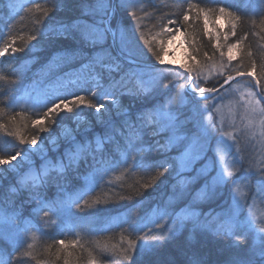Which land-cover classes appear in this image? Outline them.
Segmentation results:
<instances>
[{
  "label": "snow or ice",
  "instance_id": "obj_1",
  "mask_svg": "<svg viewBox=\"0 0 264 264\" xmlns=\"http://www.w3.org/2000/svg\"><path fill=\"white\" fill-rule=\"evenodd\" d=\"M133 3L134 0H55L51 9L54 25L49 29L47 42L55 54L54 60L62 62L65 68H70L78 75L74 79H60L51 98L33 102V111L39 114L40 109L46 110L42 112L41 119L33 120L32 124L39 132H50L49 125L44 123L45 119L55 123L54 117L60 111L73 113L74 109L83 111L85 106L94 110V118L81 119L74 128L65 126L58 136H53L50 140L51 156L39 146L43 140L37 134L27 141L20 137L22 143L31 145L28 152L0 155V166H10L0 172V204L9 206L7 211L12 213L5 216L4 220L14 222L18 218L17 203L21 207L25 203L34 204L32 214L42 213L44 219L59 218L70 213L73 204L83 211L78 200H73L68 194L69 188L80 179L82 165L96 172L99 171L97 165L107 163L103 151L106 145L113 146L115 151L123 149L137 154L155 151L165 156L162 162L156 164L162 170L157 171L142 187H153L166 173L175 180L171 184V195L165 205L158 209L159 218L165 221L166 226L151 219L130 225L135 238H129L121 244L116 254L129 264H211L205 259L200 247L204 241L211 239L226 244L228 254L222 264H264V225L257 227L251 219L243 216L238 199L233 198L232 204L213 216L212 220H201V213L197 211L202 202L212 204L219 201L223 187L235 184L238 179L254 180L257 191L264 194V169L255 174L249 169L246 175L234 177L233 173L225 174L216 166L208 155V129L198 118L195 95L188 104L176 107L172 106L170 100L161 103L152 99L160 88L166 89L168 84H158L155 79L143 78L135 38L130 34L129 25L120 17L121 11H126L129 4ZM190 12L191 8L183 15L184 22L190 20ZM131 15L135 16V13ZM228 15L226 8H220L216 18H227ZM178 23L169 20L171 27L162 29L169 35L166 40H159L160 53L154 54L161 65L169 54L167 45L173 43L176 33L184 30L182 26H177ZM204 24L206 34L212 37L213 34L208 31L207 13H204ZM36 39L35 35L29 36V40ZM216 40L219 47L218 35ZM185 43L192 48L187 36ZM14 44L13 38L11 43L0 47V58L23 50L14 47ZM144 45L152 51V45L147 40H144ZM237 48L238 44L228 48L229 61L235 58L233 50ZM194 52L195 49L186 52L188 63L181 65L189 73L192 71L191 65L197 63ZM223 54L221 52V56ZM255 71L256 64L253 63L247 73L237 71L235 76L229 74L220 88L235 77L248 75L255 80L257 88L264 92V85L256 77ZM70 86L80 89V92L71 94V99L64 94ZM191 92L206 99L212 93L218 94L219 89L194 84ZM126 98L127 104L124 103ZM133 103L139 106L135 110ZM249 103L255 112L261 101L253 98ZM260 111L264 114V109ZM4 128L5 125L0 124V129ZM145 134L154 138L152 143L144 139ZM7 135L14 134L9 131ZM15 135L19 136V133ZM218 143L225 145L227 141L222 138ZM33 156L40 157L39 166L33 162ZM152 166L143 157L134 165L143 172H148ZM189 170L195 172L191 180L184 177V173ZM192 182H197L194 196L189 187ZM53 190L57 193L55 197L49 195ZM96 203L100 204L101 201L97 199ZM177 207H180L179 212L176 211ZM185 209L191 211L184 214ZM186 221H191L192 227L189 235L182 238L187 228ZM0 238L8 242L7 236ZM58 243L61 247L66 245L65 240ZM172 244L177 245V253L183 259L163 256V250ZM11 247L15 255L6 252L0 264H14V261L31 255L28 251H19V241H13ZM28 248H31L30 244ZM64 264H68V261L65 260Z\"/></svg>",
  "mask_w": 264,
  "mask_h": 264
},
{
  "label": "trees",
  "instance_id": "obj_2",
  "mask_svg": "<svg viewBox=\"0 0 264 264\" xmlns=\"http://www.w3.org/2000/svg\"><path fill=\"white\" fill-rule=\"evenodd\" d=\"M54 2L55 0H0V47L11 43L14 38L13 46L23 49L0 60V124L5 125L4 129H0V155H11L17 151L24 152L31 145L27 142L22 143L20 137H23L25 141L30 140L34 134L40 138L46 137L50 133H56L61 126H70L71 119L80 115L81 111L75 109L73 113L60 111L54 117L55 123L47 119L44 120L51 131L39 132L33 126L32 121L40 120L42 112L46 109H40L38 114L32 109H23L16 103L21 95V90L39 86L40 91H45L47 85L54 84L58 77H64V73L72 72L70 68H65L62 62L54 60L55 54L47 42L49 29L54 25L51 12ZM190 8V20L184 22L183 15L189 12ZM220 8L228 10V16L233 19L236 26L233 38L240 39L237 41L239 44L238 56L232 63L231 72L234 74L237 71L247 73L255 63V75L261 79V84L264 85V10H254L251 4L245 3L244 0H227L225 3L215 0H142V8L135 13V16L124 11L121 14V19L125 23L137 21V32L140 34L138 39L143 37L141 39L144 46L142 57L145 63L158 62L154 55L160 53L157 43L160 39L167 38L165 37L167 33L162 29L165 26L171 27L168 24L169 20H175L179 22L177 26L183 27L188 40L192 43L191 51L195 49L194 54L199 63L197 64L208 65L211 62H216L221 55L213 43V36L209 37L205 32L202 21L203 14L207 13L213 21L215 19L213 17L219 13ZM31 35H35L37 39L29 40ZM144 40L152 45L151 52L144 45ZM216 84L217 81L208 83L207 86L212 88ZM78 92H80L78 87L70 86L64 94H67L71 99V94ZM162 92L163 88H160L152 99L158 102L165 100ZM47 95L50 94L42 96L45 98ZM124 102L128 103L127 98ZM197 102L209 105L202 99ZM85 109L88 107H83V110ZM13 116L15 119H12ZM9 131L14 135L8 136L7 132ZM16 133H19V136L15 135ZM149 137L145 134L144 139L148 143L153 142V138ZM112 149L111 145L105 146L103 151L107 163L96 167L101 171L105 170L106 166H110V174L118 173L119 180L115 182L112 180L113 184L107 185L110 178L106 177L92 189L86 191L79 190L82 185L81 181H75L69 188L68 194L72 196L73 200H78L83 211H79L73 204L70 213L59 218L52 217L60 224L55 230L43 229L42 213L38 216L29 215L30 220L26 231L29 233L28 237L34 241L30 242L31 248H28L29 244H25L26 242L22 243L19 251H28L31 255L14 261V264H64L65 260L68 261V264H94V260L95 264H129L116 253L121 244L126 243L129 238H135V235L129 224L114 226L109 223V220L126 211L134 210L135 214L150 211L170 194L173 183L166 173L165 177L156 181L153 187L147 189L142 187V184L154 176L157 171L162 170L156 164L165 159L163 154L155 151L137 154L126 152L123 149L121 151ZM109 157L110 160H108ZM120 157L126 159L125 164L123 166L114 165V160L117 161ZM141 157L145 162L153 164L148 172L140 171L134 167ZM4 169L3 166H0V171ZM80 173L87 177L95 172L88 167ZM6 174L8 175V173ZM250 182L252 183V181ZM229 193L227 184L222 189L219 201L212 204L200 203L199 207L205 211L206 208L214 211L228 201ZM49 195L55 197L57 193L53 190ZM97 199L101 201L100 204L96 203ZM6 207V205L0 204V213L9 216L12 213L7 212ZM189 233L187 227L182 238ZM2 236L6 235L0 234V237ZM60 240L66 241L64 247L58 243ZM73 242H75L74 246ZM11 244L9 240L6 243L3 238H0V260L4 259L6 252H13L15 255ZM200 247L205 259L209 260L211 264H222L228 254L224 242L209 239L204 241ZM163 256H177L178 259H183L177 253L176 244L166 247L163 250Z\"/></svg>",
  "mask_w": 264,
  "mask_h": 264
},
{
  "label": "rangeland",
  "instance_id": "obj_3",
  "mask_svg": "<svg viewBox=\"0 0 264 264\" xmlns=\"http://www.w3.org/2000/svg\"><path fill=\"white\" fill-rule=\"evenodd\" d=\"M215 1L225 3L227 0ZM244 1L247 4H251L254 10H264V0ZM141 8L142 0H134V3L129 4L126 11L130 13H136L139 12ZM124 11L125 10H122L121 14L124 13ZM218 15L219 13L215 14L213 17L215 19L213 21H211V18L208 17V31L213 34V43L215 44L220 55L221 52L224 53L223 56H221L216 62H211L208 65H198L199 63L197 62L198 64L195 63L191 65V73L186 71L184 67H181L182 64L188 63L185 58V54L186 52L191 51V48H189L188 44L185 43V36L187 35L183 31L181 33H176V39L173 41V43L167 45L169 54L165 57V63L163 64L165 68L140 67L143 70L142 74L144 79H155L158 84H168L166 89L163 88L162 96L165 100L161 101V103L170 100L173 107L188 104L189 99L194 95L191 92V88L194 84H198L199 86L205 88H211L210 86L208 87L207 84L217 81V84L212 88H218L221 84H223L227 75H235L231 72V68L233 67V61L237 59L238 48L233 50L235 58L232 61L228 60L227 53L228 48L233 44H238L237 41H240V39L233 38V32L236 30L233 19H231L229 16H227V18L217 19L216 17ZM202 21L205 29L204 14ZM127 24L130 28V34L135 38L134 43L137 46L138 62L144 63V59L142 57L144 54V46L141 42V39H138V36L140 37V34L137 32L138 23L134 20L129 21ZM168 35L169 34L167 33L165 37ZM217 35L219 36V47H217ZM157 45L159 46V43H157ZM1 59L2 58H0V60ZM157 63L159 64V62ZM76 75L78 74L72 71L64 77H58L54 84L47 85L48 89L45 88V91H40L39 86H33L30 89H24L23 91L21 90V95L19 96L16 103L23 109H32L31 106L33 102L37 99H43V94H50L45 98H48L49 96L52 97L55 94L60 79H74ZM260 93L262 96H264V92L260 91ZM253 98L258 99L252 82L249 79H241L236 81L220 93L213 96H208L206 99H202L207 101L209 105L198 103L197 101L201 100V98L195 96V107L199 110L198 118L203 121L208 129V155L212 158L216 166L221 171H223L225 174L231 172L233 173L234 177L246 175V170L249 169L253 174L259 172L261 169H264V114H262L260 111V109H264V101H261L257 111L253 112L252 105L249 103V101ZM124 103L127 104L126 102ZM138 107L139 106L134 104L133 110ZM93 111L94 110L91 108L81 111L80 115L71 119V125L67 127L74 128L76 123L81 119L92 120L94 118ZM64 127L65 126H61L56 133H50L46 137L42 138L43 143L39 146L43 147L49 156L53 154L51 152V138L53 136H58ZM222 138L227 141L225 145L218 143V141ZM93 146L95 147V145ZM30 148L31 146H29L24 152H28ZM104 148L105 146L103 149ZM32 160L37 166H39V156H33ZM108 160H110V157ZM125 161L126 159L124 157H120L117 161L114 160V165L123 166ZM3 167L7 168L10 166L3 165ZM81 167L82 169L80 172L85 166L82 165ZM109 167L106 166L105 170L87 175V179L81 175L80 179L77 180L82 182L79 190H90L96 186L99 181L106 177L110 178L107 181V185H112V180H114V182L118 181V173L110 174ZM189 168L191 169V166H189ZM24 171L27 172L28 169L25 168ZM5 175L7 176L6 173ZM194 175L195 172L193 170H189L184 173V177L189 180H191ZM170 179L171 183H175V180L171 176ZM228 185L230 190L228 201L221 204L220 207L214 211L209 208H206L207 210L205 211L198 206L197 211L201 213L200 219L204 220L207 218L208 220H212L213 216L218 213H222L223 210L227 209L230 204H232L233 198H235L241 202L242 207L240 211L243 216L251 219L253 224L257 227L264 225V194H261L257 191L255 187V181L253 180L251 183L248 180L238 179L236 180L235 184L230 183ZM189 187L192 189V195L194 196L197 190V182L190 183ZM170 195L171 192L167 197H164L162 201H160L146 213L135 214L134 210L126 211L111 218L109 223L114 226L124 223L133 225L134 223L139 224L146 219H151L166 226L165 221L160 220L159 218L158 209L165 205ZM34 206V204L25 203L23 207H21L20 204L17 203V209L19 210L18 218L14 222H6L4 220L5 213H0V234L6 235L11 243L13 241H19L20 244L24 242H26L25 244H30L31 241L33 242L34 240L28 237L29 233H27L26 229L28 228L30 220V218L27 216L33 215L31 209ZM8 207L9 206L6 208ZM176 211L179 212L180 207H177ZM189 211L191 210L185 209L184 214ZM43 222L44 230H55L58 226H60V224L57 223V221H55L53 218L44 219ZM170 222L171 221H168V223ZM185 223L188 227V232H190L192 222L186 221Z\"/></svg>",
  "mask_w": 264,
  "mask_h": 264
},
{
  "label": "water",
  "instance_id": "obj_4",
  "mask_svg": "<svg viewBox=\"0 0 264 264\" xmlns=\"http://www.w3.org/2000/svg\"><path fill=\"white\" fill-rule=\"evenodd\" d=\"M139 65L141 67H157V68H165L164 65H161V64H155V63H142V62H139ZM235 76V75H234ZM241 79H249L251 82H252V85H253V88L255 90V93H260V89L257 88L256 84H255V80L251 77V76H248V75H245V76H240V77H235V79H233L232 81H230L228 84H225L223 88H220V86L216 89H219V93L221 91H223L224 89H226L229 85H231L232 83H235L236 81H239ZM217 93H212L208 96H213V95H216ZM195 96H198L196 94H194ZM199 97V96H198ZM258 99L260 101H264V96H262L261 94L260 95H257Z\"/></svg>",
  "mask_w": 264,
  "mask_h": 264
},
{
  "label": "bare ground",
  "instance_id": "obj_5",
  "mask_svg": "<svg viewBox=\"0 0 264 264\" xmlns=\"http://www.w3.org/2000/svg\"><path fill=\"white\" fill-rule=\"evenodd\" d=\"M145 63V62H144ZM158 64V63H155ZM141 67V66H140ZM111 150V149H110ZM113 150V149H112ZM88 167H84L83 169H87ZM82 169V167L80 168V170ZM28 217V216H27ZM29 218V217H28Z\"/></svg>",
  "mask_w": 264,
  "mask_h": 264
}]
</instances>
